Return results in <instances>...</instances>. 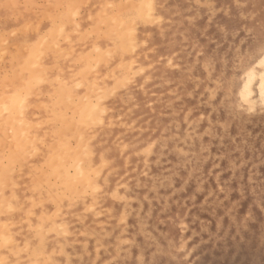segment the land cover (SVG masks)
<instances>
[{
    "label": "rangeland",
    "instance_id": "obj_1",
    "mask_svg": "<svg viewBox=\"0 0 264 264\" xmlns=\"http://www.w3.org/2000/svg\"><path fill=\"white\" fill-rule=\"evenodd\" d=\"M110 1L117 10L109 0H81L74 20L88 17L85 29L102 38L122 23L141 63L133 57L126 72L123 65L124 86L98 100L95 139L92 126L82 133H91L94 145L83 140L90 149L82 143L79 162L98 160L100 168L85 194L72 196L71 208L87 210L50 231L16 204L2 203L10 211L0 215V264H264V107L247 109L240 98L246 72L264 73L263 63L255 65L264 52V0H158L152 21L136 27L117 13L132 1ZM97 7L104 15L117 13L110 16H119L112 23L118 29L112 31L109 17L110 32L102 20L93 34L94 18L101 19ZM96 63L88 82L98 87L110 73L104 67L109 75L101 79ZM96 85L93 91H102ZM78 223L95 229L91 247L85 243L92 233ZM61 240L81 246L67 261Z\"/></svg>",
    "mask_w": 264,
    "mask_h": 264
},
{
    "label": "bare ground",
    "instance_id": "obj_2",
    "mask_svg": "<svg viewBox=\"0 0 264 264\" xmlns=\"http://www.w3.org/2000/svg\"><path fill=\"white\" fill-rule=\"evenodd\" d=\"M47 1L45 4L44 2L40 3L41 6H39L40 4H37L39 2L36 3L35 0H0V215L7 208L2 203L9 204V207L16 204L20 208L21 215H23L22 213L28 212L27 215L31 213L37 224L45 230L53 231L57 229L59 221H71L76 219L78 214L87 210L84 209L85 206H81L79 203L81 201L78 202L80 205L71 208V206H75V204H71L72 196H83L87 181L95 178V175H92L100 168L98 167V160L87 162L85 166L79 162L81 161L80 158H83V155L80 154L83 151L82 147H86L83 140L87 138L86 141L89 143L93 137L95 139L98 129L96 130V126L93 128V125L98 123V118H100L96 104L107 94L111 95L112 89H117L119 83H123L125 74H123L124 67L122 66L127 65L124 68L125 71L131 61L130 59H133L134 56L130 52V47L132 48L133 45H131L132 38L127 41L126 34L129 31L127 33L121 31L122 23L120 26L116 25L118 28L120 27L118 32H111L106 38L104 37L105 39L98 36L99 34L91 37L89 34L91 32L85 29L86 16L82 18L83 20L79 18L80 21L78 22L74 20L75 10L78 9L76 6L81 0ZM61 1L63 6L60 5ZM128 1V4L131 1L132 4L126 8L122 7L121 14L119 11L117 12L123 18L119 19L120 22H127L126 25L130 23L132 26L135 24L136 27V25L143 26L144 23H149L150 18L152 21L150 16L153 3L158 0ZM109 2L112 4V8L115 4L110 0ZM91 3H89V8L93 6ZM103 3H107V1H103ZM81 4L83 5V3ZM120 6L118 4V8ZM98 7L96 12L99 11ZM114 8L117 10L116 5ZM103 10L105 9L103 8ZM102 11H99L101 19L98 18L99 16L92 17L95 21L98 19V23L93 24L94 20L89 18L91 22L93 21L95 32L90 27L93 34L101 29L100 25L103 22L100 23V21L104 20L106 26L108 25L106 28H108L110 27V24H107L110 23L109 17L113 18L111 24L116 18H119V16H115L117 13L109 10L115 15L110 16L111 12H106L108 15H105L109 19L105 20L102 16L104 11L103 13ZM11 15L15 16V23H10ZM96 25L100 28L97 27V29ZM110 28L112 31L118 29L115 26ZM111 29L107 31L110 32ZM6 31H9L10 34ZM100 35H104L103 32ZM107 54L110 57L107 58L108 62L105 60L104 64L102 61L108 56ZM135 60L140 61L139 58ZM135 60L132 61V64ZM92 62L93 64L102 62L104 64L103 70L100 72L99 66L101 64L98 66V63H96L98 71L96 68L93 69L95 64L92 66ZM255 65L263 66L261 71L264 72V52H262L261 58L255 62ZM91 66L93 67L91 69L99 72V75L106 73L104 67L109 68L110 76L104 77L107 81H103L102 87L101 85L98 86L101 87L102 91L98 90L99 88L95 84L97 77L94 83L88 82ZM94 71L92 74L95 73ZM101 75L100 78H103ZM246 76V80L243 81L244 83L240 88V98L247 105V109L248 107L254 109L257 103L264 107V73L258 75L253 67L246 72ZM93 77L95 78V76ZM256 77H258V81L255 94H253L254 89L251 84ZM88 83L92 87L89 88ZM94 85L98 88L97 92H94L96 89ZM123 86L121 84L119 87ZM134 102L136 103L134 105L138 106L137 100ZM131 108L134 107L131 106ZM91 126L94 130V132H91L92 129L90 130L94 134L93 137L90 138L91 133L90 137L88 133H85L88 136L84 137L83 131L88 127L91 128ZM107 127L105 125V128ZM107 134H109L108 131ZM92 144L94 145V143ZM92 144H90L91 147ZM89 146L86 148L90 149ZM31 152H33V156H30ZM103 157L100 160H103ZM16 166L17 169L15 170ZM70 169H72V173H70ZM14 170L19 174L18 176L13 175ZM115 196L117 195L113 197ZM52 201L55 204L53 208L50 205ZM83 201L82 203H85ZM18 218L20 219V217ZM76 227L79 230H89L92 233L91 237L87 236V239L89 237L90 239L87 240L86 245L84 244L91 247L89 244L96 235L93 231L95 229L89 228L86 223H78ZM42 235L44 234L42 233ZM59 245L64 251L63 257L66 261L75 250L81 247L71 246L66 240H61Z\"/></svg>",
    "mask_w": 264,
    "mask_h": 264
}]
</instances>
